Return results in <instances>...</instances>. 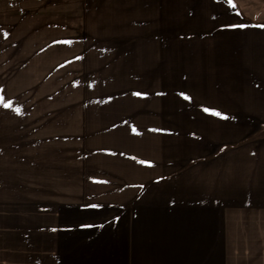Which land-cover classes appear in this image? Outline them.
<instances>
[{
	"label": "crops",
	"instance_id": "0c3cea01",
	"mask_svg": "<svg viewBox=\"0 0 264 264\" xmlns=\"http://www.w3.org/2000/svg\"><path fill=\"white\" fill-rule=\"evenodd\" d=\"M233 3L0 0V24L22 25L38 45L51 41L53 24L68 25L74 39L170 57L172 71L202 47L226 56L229 70L252 72L263 96L247 102L252 110L243 95L235 111L156 113L149 124L45 115L41 144L10 149L0 122V264H264V24ZM126 124L137 138L87 142ZM92 152L101 163L90 168Z\"/></svg>",
	"mask_w": 264,
	"mask_h": 264
},
{
	"label": "rangeland",
	"instance_id": "374dc122",
	"mask_svg": "<svg viewBox=\"0 0 264 264\" xmlns=\"http://www.w3.org/2000/svg\"><path fill=\"white\" fill-rule=\"evenodd\" d=\"M233 2L240 12L264 24V0ZM12 26L0 24V97L11 102V108L0 105L5 149H10L12 143L41 144V136L35 134L38 125L46 123L45 115L87 113L98 115L101 121L122 115L130 118L129 122L138 124L141 120L135 118H142L149 124L156 113L235 111L243 95L245 104L240 106L252 110L247 102L252 98L260 103L263 98L262 89L253 88L252 83L258 81L253 80L252 72L231 71L235 66L226 63V56L206 55L202 47L196 48L197 54L180 55L176 66L179 69L172 71L170 57L116 48L115 43L120 41L74 39L71 36L75 33H69L68 25L53 24L51 41H45L46 46L29 39L22 25L20 31ZM79 36L84 33L79 32ZM187 44L186 40L180 41L181 46ZM180 52H187V48H181ZM47 130L43 129V134ZM104 130L96 132L92 141L89 138L93 131L88 130L86 141L98 147L113 146L127 143L125 136L135 139L139 135L134 126L128 130L127 124L117 135ZM167 151L170 149L165 147L164 153ZM91 154L95 155L90 156V168L94 162L101 163L97 152ZM95 169L96 174L103 175L100 166ZM148 222L156 223V219L149 218Z\"/></svg>",
	"mask_w": 264,
	"mask_h": 264
},
{
	"label": "snow or ice",
	"instance_id": "6c2138e0",
	"mask_svg": "<svg viewBox=\"0 0 264 264\" xmlns=\"http://www.w3.org/2000/svg\"><path fill=\"white\" fill-rule=\"evenodd\" d=\"M226 2L228 3V5L230 7H235V4L233 3V0H226ZM65 43H71L70 41H66ZM185 99H188V97H184ZM0 105H2L5 108H11V102H5L4 99L2 97H0ZM18 111V110H17ZM206 112L210 111L209 109H205ZM213 115H220L217 112H212Z\"/></svg>",
	"mask_w": 264,
	"mask_h": 264
}]
</instances>
